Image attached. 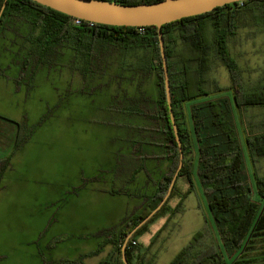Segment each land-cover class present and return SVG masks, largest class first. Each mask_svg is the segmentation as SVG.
I'll use <instances>...</instances> for the list:
<instances>
[{
  "label": "rangeland",
  "instance_id": "obj_1",
  "mask_svg": "<svg viewBox=\"0 0 264 264\" xmlns=\"http://www.w3.org/2000/svg\"><path fill=\"white\" fill-rule=\"evenodd\" d=\"M261 28L251 13L244 14L237 35L229 40L230 51L242 69L248 89L255 87L264 76V32ZM26 32L18 23L15 29H7L0 37V159L13 152L17 138L23 133L26 132L29 139L16 153L13 171L6 173L0 189V264H37L33 259L32 238L41 218H34L32 212L38 208L37 204L54 199H61L56 205L60 209L57 215L60 226H65L68 234L81 230L83 237H87L84 250L89 248L101 217L110 211L113 219L120 215L118 201L110 205L93 199L95 170L109 164L108 154L130 148L131 136L139 135L132 122L142 121L153 132L157 128V122L150 119L156 111L152 104L139 103L142 115L131 116L128 110L131 102L141 101L144 94L149 97L157 89L154 74L128 71L146 55L143 50L123 54L112 48L99 52L102 70L82 85L80 80L83 79L74 68L84 62L81 56L74 60L72 51L66 46L56 48L49 63L40 65L34 58L22 69L23 55L19 48L24 44ZM21 51L26 52V49ZM119 56L124 60H118ZM210 76L221 86L230 85L228 70L219 60ZM223 95L230 96L226 93L210 98ZM189 105L186 106L187 124L192 129ZM263 116L264 108L235 112L247 183L253 189L251 198L258 202L262 213L264 199L256 192L254 171L258 169L257 172L264 175V158L254 165L248 156L245 139L258 130L255 124ZM141 143L138 140L137 144ZM165 144L168 146V142ZM192 181L193 192L184 202V211L169 220L151 246L154 264H169L206 224L219 238L197 174V164ZM189 187V181L179 177L174 195L171 197V191L165 203H170ZM165 214L166 211L162 212L153 222ZM142 235L147 237L145 233L138 236ZM70 238L68 235L61 239ZM221 250L226 264H264V228L251 235L245 247L234 256H229L224 247ZM84 259L81 257L74 262Z\"/></svg>",
  "mask_w": 264,
  "mask_h": 264
},
{
  "label": "trees",
  "instance_id": "obj_2",
  "mask_svg": "<svg viewBox=\"0 0 264 264\" xmlns=\"http://www.w3.org/2000/svg\"><path fill=\"white\" fill-rule=\"evenodd\" d=\"M123 4L155 3L162 0H108ZM5 0H0V11ZM251 13L264 32V0H245L215 8L211 12L186 17L163 26V37L168 64L172 108L183 150V166L178 178L183 176L189 189L178 204L171 208V215L164 224L177 213L184 211V200L193 192V176L197 164V174L204 189L208 208L214 220L219 238L210 232L208 225L195 233L169 264H226L224 247L229 256H234L245 247L251 235L264 228V213L257 201L251 198L252 187L245 174L244 150L240 141L235 112L250 108H264V76L257 85L248 89L242 69L229 48V40L237 35L240 19ZM74 17L35 2L34 0H7L0 17V37L7 29H15L21 23L27 34L19 52L22 69L34 59L40 65L50 62L56 48L68 47L75 57L81 56L85 63L83 72L91 69V59L96 52L116 48L123 54L143 50L132 71L154 74L158 90L157 112L151 117L163 125L165 140L168 142L169 172L157 183V190L149 198V204L141 213L128 217L120 230H103L98 249L100 253L106 245H112V254L102 264H124L122 247L126 236L160 203L166 195L180 161L179 145L176 140L166 98L164 70L156 26L128 27L110 26L83 21L73 24ZM26 49V52L21 51ZM228 70L230 85L221 86L211 77L216 62ZM20 61V60H19ZM36 71L38 65L33 67ZM229 93L210 98L214 95ZM207 98V99H206ZM206 99V100H205ZM192 129L187 124L186 106ZM130 115L143 114L139 108L128 109ZM256 125L257 131L247 136L245 145L248 156L255 165L264 158V116ZM249 125L253 126L251 122ZM28 138L25 132L17 138L14 149L19 148ZM195 150L197 158L195 157ZM9 159L0 163V178ZM254 171L255 189L264 199V175ZM176 185V184H175ZM175 186L171 197L174 195ZM169 209V203L158 211L131 238L126 248L129 264H153L155 256L141 255L136 263L131 262L132 253L139 248L136 237L147 229L153 220ZM170 210V209H169ZM207 221V218H205ZM207 223V222H205ZM220 239V240H219ZM136 244H133V242ZM155 240H152L149 248ZM78 261V260H77Z\"/></svg>",
  "mask_w": 264,
  "mask_h": 264
},
{
  "label": "crops",
  "instance_id": "obj_3",
  "mask_svg": "<svg viewBox=\"0 0 264 264\" xmlns=\"http://www.w3.org/2000/svg\"><path fill=\"white\" fill-rule=\"evenodd\" d=\"M106 53L110 54L108 52ZM73 55L74 60L78 59V57H75L77 55ZM110 56L113 55L110 54ZM121 59L123 58L119 56L118 60ZM99 60V52L94 53L91 59L92 66L88 73L83 72L82 69L85 63H81L78 65L80 67L74 68L75 72L77 74L79 73L83 79L80 80L82 85L86 84L87 78H92L96 73L102 70L103 65ZM81 62H83V60ZM129 70L132 71L131 69H128V71ZM143 97L141 101L131 102L133 104L131 105L130 103L128 108L134 107L141 110L139 103L145 102V104L149 103L153 105L156 110L154 114H156L158 90L156 89L154 93L152 92L149 97L146 94H144ZM108 107L114 108L112 105ZM150 119L157 122V128L154 130L155 134H153V131H150L151 129H149L147 124L145 125L142 121L137 123L134 120L135 122L132 123L135 125V129H138L137 132L139 135L131 136L130 148L127 150L120 149L115 153L108 154L109 164L98 166L92 176L93 180L96 182L95 186L91 189V193L94 195L93 199L96 201L103 200V202L109 203L110 205H114V202L118 201L120 206L117 211L120 212V215L113 219L112 211H110L101 217V220H99L100 222L96 226L97 234L93 235V244L89 248L84 250V238L87 237H83L81 230L68 234L67 228L65 226H60V219L57 217L60 209L56 207V205L61 199L49 200L45 203L37 204L38 208L32 212L34 218L35 216L41 218V221H39L40 224L36 227L35 231H33L32 238V241H34L32 252L33 259L37 261V264H102V262L110 257L112 254V245H106L100 253L93 254L98 249L103 239L101 232L108 228L120 230L124 227L125 219L144 211L149 204V198L155 194L157 190V183L169 172V151L165 144L167 141L163 133V125L158 119L152 117H150ZM28 140L27 138L19 148L14 149L7 157L0 159V163L7 158L9 159L8 165L0 178V189L3 188L2 183L6 173L13 171L14 166L12 161L16 153L20 152V149L24 147ZM138 140L144 145L142 143L138 145ZM39 185L40 184H38V186ZM186 191H183L181 195H177V197L172 199L169 203L170 210L168 209L164 216L148 225L147 229L142 232L145 233V235L147 234L146 238H144V235H142V237H136L139 248L131 255L132 263H136L138 258L144 253H147L148 258L155 256L151 254L152 247L149 248V245L152 240H156L160 235V232L164 228V224L171 215V208H174L178 204ZM191 194L192 193L189 195ZM178 214L180 213L176 215ZM176 215H174L172 219H174ZM68 235L71 237L70 239H61L63 237L66 238ZM142 238L144 243L142 242ZM140 245H144L146 249L144 247L142 249ZM81 257H85V259L79 263L74 262V260H78ZM154 263L155 259L153 264Z\"/></svg>",
  "mask_w": 264,
  "mask_h": 264
},
{
  "label": "water",
  "instance_id": "obj_4",
  "mask_svg": "<svg viewBox=\"0 0 264 264\" xmlns=\"http://www.w3.org/2000/svg\"><path fill=\"white\" fill-rule=\"evenodd\" d=\"M4 2L0 17L6 6ZM44 6L65 13L74 18L110 26L146 27L156 26L158 28L159 44L164 70V82L166 98L169 106L170 118L173 125L176 140L179 145L180 161L177 170L171 180L170 186L162 201L144 218L125 238L122 247V259L124 264H129L126 258V248L132 236L146 224L165 204L177 181L179 172L183 166V150L178 133V127L172 108V96L168 74V64L165 52L163 26L171 22L204 14L215 8L228 4H234L245 0H162L155 3L123 4L108 0H34Z\"/></svg>",
  "mask_w": 264,
  "mask_h": 264
},
{
  "label": "built area",
  "instance_id": "obj_5",
  "mask_svg": "<svg viewBox=\"0 0 264 264\" xmlns=\"http://www.w3.org/2000/svg\"><path fill=\"white\" fill-rule=\"evenodd\" d=\"M241 2H242V1H241ZM83 21H85V20H83V19H81V18H74V19H73V24H75V25H81ZM87 22H89L90 25H93V23H94V22H90V21H87ZM140 28H141V27H140ZM140 30L143 31L142 28H141ZM133 244H136V242L134 241Z\"/></svg>",
  "mask_w": 264,
  "mask_h": 264
}]
</instances>
